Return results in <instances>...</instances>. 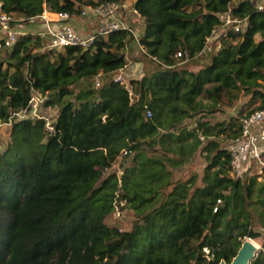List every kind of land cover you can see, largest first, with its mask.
Wrapping results in <instances>:
<instances>
[{"label":"trees","instance_id":"16d2710c","mask_svg":"<svg viewBox=\"0 0 264 264\" xmlns=\"http://www.w3.org/2000/svg\"><path fill=\"white\" fill-rule=\"evenodd\" d=\"M117 1L141 16L139 42L123 29L99 35L88 49H57L29 31L0 47V122L11 127L0 147V264L230 263L243 239L264 229V181L233 175L229 149L244 118L264 108L257 0L0 3L29 27L46 10L76 17ZM227 11L247 17L248 28L230 32L199 69L181 68L177 51L196 55ZM131 42L153 68L122 84L114 78L129 64ZM240 92L260 104L226 122L206 118ZM24 110V118L15 116ZM198 152L207 161L203 175L176 179ZM125 210L134 216L128 229L109 222ZM251 264H264V252Z\"/></svg>","mask_w":264,"mask_h":264},{"label":"built area","instance_id":"2783aa9c","mask_svg":"<svg viewBox=\"0 0 264 264\" xmlns=\"http://www.w3.org/2000/svg\"><path fill=\"white\" fill-rule=\"evenodd\" d=\"M256 8L264 11V0L256 1ZM47 11V10H46ZM46 11L36 17L30 19V26L37 24L39 20L44 21V27L33 33H38L49 41L51 48L62 49L69 46H79L83 49L92 47L99 35L107 36L112 32L118 30H129L134 34L137 42H139L140 34L130 24H126L122 15L131 11L133 14H138L128 1H117L100 4L97 6H86L80 16L94 17L99 22L98 29L89 34H83L76 31L71 25V16L68 12H57V21L51 22L46 16ZM221 24L213 30L211 36L207 38L206 44L196 53L191 56L186 51H177L176 57L179 61L178 65H186L193 60V58H205L220 50L223 47L224 38L230 32H243L248 28L249 20L247 17H240L234 15L231 11H227L220 15ZM22 18L17 19L13 14L3 11L0 3V47H12L17 41L19 35L25 34L30 30L25 29L21 24ZM142 20V18H141ZM32 32V31H31ZM146 53L144 46H140ZM123 70V69H122ZM115 75V81L122 84L128 80L122 72ZM101 85V80L96 79V86ZM40 97L34 96L30 104H34L36 108ZM26 115V110L15 113V116L22 117ZM147 116H151V112H147ZM51 128V127H50ZM204 139V137H201ZM232 174L236 177H245L250 175H257L259 178L264 177V108L253 110L248 114L242 124L241 138L230 146Z\"/></svg>","mask_w":264,"mask_h":264},{"label":"rangeland","instance_id":"374dc122","mask_svg":"<svg viewBox=\"0 0 264 264\" xmlns=\"http://www.w3.org/2000/svg\"><path fill=\"white\" fill-rule=\"evenodd\" d=\"M127 13L133 15L131 11H127L122 15L123 20L125 21L126 24H128L129 22L135 28L136 32L140 34L141 33V22H139V20H137L138 18L135 16H132V18L129 19ZM30 27L25 28V29L30 30ZM257 39H258V36H257ZM129 46H130L129 52H127L129 64L122 70V72L124 73V76L126 77V79L131 81L132 79H136L140 76V71L143 68L144 69H148L151 67L153 68V64L149 62H145L143 58H140L141 55L139 54L138 48L133 42H131ZM136 58L142 59L143 62H138L137 61L138 59ZM209 60H210V57L207 56L205 58L193 61L187 65H182L181 68L197 70L200 67L207 64ZM243 94H244L243 92H240V94L238 95V99L237 100L234 99L233 102L229 97L224 96L223 101L218 103L216 107L213 108V110H210L204 113L206 115V118L210 119L213 123L226 122L230 120L232 117H241L247 114L250 110L256 108V106L260 104V101H257L252 104H248L247 102L249 100V97H243ZM204 102L206 104H211L210 101H207V100H205ZM22 118H24V116H22ZM10 128H11L10 124L5 123V122H0V147L2 150L7 148V145L10 141V134H11ZM220 138L223 141L224 147H226L230 140L225 139L223 135ZM206 164H207V161H206L205 155L203 153L198 152L194 156L193 161L189 162L188 164L184 165L183 167L175 171L174 177L176 179L180 178L181 180H187L190 177H192L194 174H198L200 177L203 175V170ZM117 168L118 167L116 165L115 169ZM263 181H264V177L258 178L257 185L261 184ZM262 208L264 209V207ZM133 220H134L133 214L125 210V212L121 214L117 212L116 217L110 218L109 222L112 224L117 223L122 228L128 229L132 225ZM257 230L260 232V236L253 240L258 244L259 252L260 251L264 252V229L262 228V226L257 225ZM245 239H243V241Z\"/></svg>","mask_w":264,"mask_h":264},{"label":"crops","instance_id":"0c3cea01","mask_svg":"<svg viewBox=\"0 0 264 264\" xmlns=\"http://www.w3.org/2000/svg\"><path fill=\"white\" fill-rule=\"evenodd\" d=\"M127 14H128L129 19H131L132 16H135L138 18L137 20H140L139 16H136L134 14L131 15L129 13H127ZM46 16H47L48 20H50L51 22L55 23L57 21V13H55V12H50L47 10ZM70 23L76 29L77 32L83 33V34H89V33L95 32L99 26L98 20H96L94 17L87 18V17H83V16H76V17L74 16L70 20ZM43 27H44V21L39 20L36 25L30 27V31H32V32L39 31ZM141 27H142V22H141Z\"/></svg>","mask_w":264,"mask_h":264},{"label":"water","instance_id":"95a60500","mask_svg":"<svg viewBox=\"0 0 264 264\" xmlns=\"http://www.w3.org/2000/svg\"><path fill=\"white\" fill-rule=\"evenodd\" d=\"M259 253V246H257L251 237H248L242 242V245L233 257L230 263L225 259L220 264H251Z\"/></svg>","mask_w":264,"mask_h":264},{"label":"bare ground","instance_id":"6f19581e","mask_svg":"<svg viewBox=\"0 0 264 264\" xmlns=\"http://www.w3.org/2000/svg\"><path fill=\"white\" fill-rule=\"evenodd\" d=\"M253 242L258 246V244L253 240Z\"/></svg>","mask_w":264,"mask_h":264}]
</instances>
